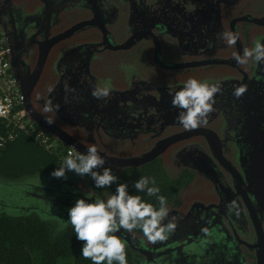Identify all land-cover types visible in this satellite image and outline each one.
I'll return each instance as SVG.
<instances>
[{
	"label": "flooded vegetation",
	"instance_id": "flooded-vegetation-1",
	"mask_svg": "<svg viewBox=\"0 0 264 264\" xmlns=\"http://www.w3.org/2000/svg\"><path fill=\"white\" fill-rule=\"evenodd\" d=\"M242 17L264 18V9L253 0H0L11 67L37 112L108 155L162 146L150 162L190 174L164 221L175 223L168 238L137 236L144 252L128 245L137 264L264 262V202L253 177L264 62L234 59L264 43V22ZM225 31L239 34L234 46L219 38ZM189 78L221 90L207 123L186 130L168 86L178 91ZM105 86L109 96L95 98L93 89ZM49 100L53 111L45 112Z\"/></svg>",
	"mask_w": 264,
	"mask_h": 264
},
{
	"label": "trees",
	"instance_id": "trees-1",
	"mask_svg": "<svg viewBox=\"0 0 264 264\" xmlns=\"http://www.w3.org/2000/svg\"><path fill=\"white\" fill-rule=\"evenodd\" d=\"M259 10L264 9V0H253ZM8 125L0 120V140L7 135ZM54 139L52 134H49ZM67 145L60 142L58 151L48 150L44 144L36 141L24 131H20L13 139L4 143L0 149V182L6 185H18L14 182L30 176L43 175V181H60L76 177L79 187L84 192L95 193L103 200L113 194L117 184L126 183L130 195H139L146 203L153 204L157 209L159 202L157 196H148L146 192H137L134 183L141 177H148L155 181V186L160 189L157 195L166 197L168 208L173 206L175 200L189 183L190 174L173 172L163 162H150L141 166H129L117 169L110 167L113 174L118 177L111 187L97 188L88 175L80 176L74 171H67L66 178H55L51 175L67 158ZM102 171V169L100 170ZM50 184V183H49ZM51 184V185H54ZM31 197L41 198L35 193L42 194L50 191L48 186L28 184ZM21 187V186H19ZM33 195V196H32ZM38 203L34 204L35 206ZM40 204H38L39 206ZM49 204L47 213L17 206L14 210L6 211L0 201V264H93L82 256L81 250L84 242L76 238L75 231L67 217L66 209H59L57 205ZM35 209V207H33ZM55 208V210H53ZM36 209H38L36 207ZM132 234L144 237L137 228ZM128 264H137L138 254L126 244ZM104 264H107L105 261ZM118 264V262H113Z\"/></svg>",
	"mask_w": 264,
	"mask_h": 264
},
{
	"label": "clouds",
	"instance_id": "clouds-1",
	"mask_svg": "<svg viewBox=\"0 0 264 264\" xmlns=\"http://www.w3.org/2000/svg\"><path fill=\"white\" fill-rule=\"evenodd\" d=\"M228 46H234L239 34L225 31L218 34ZM234 59L240 65L249 61L264 62V43L260 40L254 42L251 49H245L243 55H235ZM169 95L172 96V107L180 109L176 120L186 130L196 129L207 123L208 115L214 110L215 96L220 92V86L216 83L199 81L189 78L185 81L182 89L176 91L169 85ZM246 88L241 86L235 94L241 95ZM108 86L93 89V96L97 99L109 96ZM59 105L55 106L58 111ZM45 112L53 111L49 100L44 108ZM55 121L47 119L48 124ZM106 161L100 155L95 145L88 147L87 154L69 152L63 164L51 175L55 178H66L67 171H74L80 176L88 175L92 178L97 188L111 187L118 177L113 174L110 167H105ZM102 169V171H100ZM155 181L148 177H141L134 183L137 192H146L148 196H157L159 208L146 203L139 195H130L126 183L117 184L115 194L107 200L96 198L89 203L86 199H78L69 209V221L73 227L76 238L83 241L82 256L89 259L93 264H128L125 242L117 235L124 230L132 232L139 228L143 236L150 243L164 241L174 231L175 223H164L169 215L166 197L157 195L160 189L155 186Z\"/></svg>",
	"mask_w": 264,
	"mask_h": 264
},
{
	"label": "water",
	"instance_id": "water-1",
	"mask_svg": "<svg viewBox=\"0 0 264 264\" xmlns=\"http://www.w3.org/2000/svg\"><path fill=\"white\" fill-rule=\"evenodd\" d=\"M241 19H246L255 23L264 22V18H258V17H242ZM18 81L25 95L24 105L28 115L39 125L45 128L49 133L55 136L59 142L67 146L73 147L77 152L81 154H87V149H88L87 145L77 140L70 133H68L66 130L56 125L55 123L51 125L47 123L48 118L45 115L37 112V110L33 107L31 103V89L26 88L25 85L19 79ZM259 136H261L262 142L258 150L261 151L262 154H259L258 164H257L259 166L258 168H256V172L253 173V177L255 182H257V186H258L257 192L259 193L261 200L264 202V129L263 131L260 132ZM163 149L164 147L161 146L160 148H155L153 151L149 153L136 157H118V156L108 155L101 151L98 152L105 159L106 161L105 165H112L123 168V167L140 166L146 164L151 160H153L154 158H156ZM77 183H78V178L76 177H70L64 179L60 181L58 184H54V185L47 183L46 185H42V186H48L47 189H50V191L37 195L42 198L43 197L48 198L49 204L52 203L54 205L60 206L61 208L66 207L68 209L73 207L78 199H86L89 203H91L96 198H99L95 193H88L82 190H78ZM30 184L32 183H29V185ZM68 216H69V212L67 214V217ZM117 235L120 236L122 240L132 248L137 249L141 252H144L146 250L144 246H141L142 244L141 238L137 237L131 232L129 233L124 230H121L120 232L117 233ZM260 236L261 239H264V234L261 229H260ZM259 264H264L263 257L260 259Z\"/></svg>",
	"mask_w": 264,
	"mask_h": 264
},
{
	"label": "built area",
	"instance_id": "built-area-1",
	"mask_svg": "<svg viewBox=\"0 0 264 264\" xmlns=\"http://www.w3.org/2000/svg\"><path fill=\"white\" fill-rule=\"evenodd\" d=\"M10 49L0 28V120L9 127L7 135L0 140V149L4 143L13 139L20 131H24L36 141L45 145L48 150L58 151L60 142L55 136L51 139L45 128L34 121L27 113L24 101L25 95L11 67ZM76 150L68 146L66 154Z\"/></svg>",
	"mask_w": 264,
	"mask_h": 264
},
{
	"label": "rangeland",
	"instance_id": "rangeland-1",
	"mask_svg": "<svg viewBox=\"0 0 264 264\" xmlns=\"http://www.w3.org/2000/svg\"><path fill=\"white\" fill-rule=\"evenodd\" d=\"M43 179H45L43 175H30L14 182L15 184L18 185H6L0 182V201L3 204L7 205L6 207H2V208H4V210L6 211H11L14 210L17 206H21V207L24 206L27 209L40 211L42 214L43 212L47 213L48 211L47 209H52L49 208L48 206L49 205L48 198L31 197L30 195H28V193L32 192L31 188L27 186L25 187V185H28L29 183L46 185L47 182L43 181ZM48 183L54 184L56 182L48 181ZM77 189L82 190L79 187V181L77 183ZM36 202L40 205L38 206L37 204L35 206L34 204H36ZM33 207H35V209ZM36 207L38 209H36ZM53 210H55V208H53Z\"/></svg>",
	"mask_w": 264,
	"mask_h": 264
}]
</instances>
